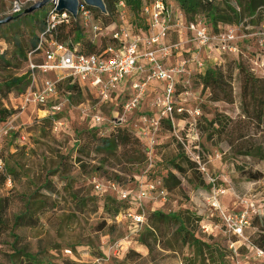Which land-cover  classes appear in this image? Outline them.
Wrapping results in <instances>:
<instances>
[{"label":"rangeland","instance_id":"1","mask_svg":"<svg viewBox=\"0 0 264 264\" xmlns=\"http://www.w3.org/2000/svg\"><path fill=\"white\" fill-rule=\"evenodd\" d=\"M165 1L180 9L178 0ZM9 4L10 0H0V20L9 16L6 14ZM258 12L263 16L260 23L257 15H245L240 24L233 26L239 28L240 62L256 77L264 79V8ZM45 14V9H41L24 15L21 22L0 26V55L5 53L12 63L10 68H0V82L26 76L27 91L31 87L40 88L48 76L53 79L58 76L56 72L44 75L39 70L32 71L22 56V51H30L42 31ZM94 15L103 25L139 23L131 12L125 17L117 13L110 17L98 12ZM185 16L190 21V16ZM199 20L211 31L216 30L208 13L194 17V21ZM219 24L218 27L222 23ZM77 27L85 41L93 38L90 29L79 19ZM75 35L73 32L72 37ZM168 41L181 44L174 57L191 60L195 44L189 31L178 28ZM96 43L101 49L107 46L108 40L98 38ZM238 55L221 53L216 59L227 70ZM208 65L216 64L208 60ZM196 74L194 71L188 78V84L187 81L178 84L177 96L181 95L179 103L188 110L200 111L199 116L187 119L197 126L199 142L190 144L189 124L182 130L181 137L207 163L208 175L197 170L167 122H163L156 133L153 148L143 142L147 158L142 163H133L121 153L101 162L91 147L84 150L88 131L107 137L117 127H122L136 133L137 127L142 126V116H154L153 111L143 110V105L133 113H124L123 104L132 94V78L122 84L118 92L112 93L107 102L91 89L75 87L67 80L59 83L57 97L46 107L16 109L21 100L10 96L7 104L16 112L5 121L11 129L0 147L5 161L1 175L6 179L0 181V208L9 230L5 232V227L0 228V264H94L97 258H103L105 264H201L197 248L182 245L183 241L174 245L179 252L158 247L149 255L148 249L138 241L132 223L114 224L112 213L119 205L112 200L113 195L118 196L116 192L107 188L98 191L95 187L98 183L114 182L120 189L136 192L141 182L157 176L164 179L168 196L164 202H144L147 216L154 210L178 214L180 223L204 243L206 264H263L264 258L259 259L247 247L257 237L258 227L252 225L246 229L243 239L233 237L219 218L212 216L208 199L211 175L217 186L229 188L222 198L224 208L239 211L244 207L243 200L249 198L259 205L264 195V180L254 181L247 176L257 172L264 174V113L262 120L254 121L245 116L237 70L232 81V103L213 101L210 91L202 86ZM181 97L184 100L181 101ZM150 100H145L144 105ZM54 105L58 108L52 109ZM95 117H101L103 122L96 123ZM178 165L186 172H178ZM110 173L119 178H109ZM29 206L31 212L15 227V221ZM129 207L138 208L130 204ZM31 219L34 220L31 222ZM104 221L107 225L102 229ZM131 250L143 258L126 259Z\"/></svg>","mask_w":264,"mask_h":264},{"label":"built area","instance_id":"2","mask_svg":"<svg viewBox=\"0 0 264 264\" xmlns=\"http://www.w3.org/2000/svg\"><path fill=\"white\" fill-rule=\"evenodd\" d=\"M41 1L43 0H10L6 14L9 16L23 14ZM48 4L51 9L46 18V28L40 34L36 48V53L41 56L42 62L35 64L30 60L29 66L32 71L39 70L44 75L56 72L58 76L55 79L50 76L46 77L40 88L31 87L22 96L17 97L21 103L16 109L46 107L57 97L58 84L68 78L77 82L82 88L91 89L102 101L107 102L111 99V94L116 93L125 81L138 77L140 79L131 84V97L123 104L124 113L128 114L138 110L146 100L151 83H164L162 93L157 94L149 102V107L156 113L155 116H142L140 118L142 126L137 127L136 134L146 142L148 148H153L156 144V133L160 130L163 121H169L174 135L184 145L197 170L208 175L207 163L203 162L200 155L193 152L181 137L182 130H185L189 124L192 140L190 144L199 142L197 126L187 119L199 116L200 111H190L179 103L177 86L183 81L186 82L194 71H206L209 68L208 60L210 64H218L216 57L212 54L214 51L217 54L238 55L240 53L239 28L224 26L218 31H211L201 20L188 22L180 9L176 10L173 4L165 0H154L144 5L142 16L148 22V31L137 29L125 22L116 26H105L97 21L92 9L82 0H80L77 17L66 11L60 12L58 0H49ZM129 13L126 2L121 0L117 4V15L125 17ZM78 19L83 26L90 29L93 34L91 39L93 43H96L98 38L101 41L108 40L103 52L82 54L71 42L64 43L49 38V35L60 26L69 25L71 21ZM178 28L186 29L191 33L195 53L191 56V60L178 56L180 60L176 64L168 65V61L180 49L181 44L168 41L171 33ZM31 57L32 54H30ZM57 108L55 105L52 107V109ZM95 121L100 124L103 119L95 117ZM10 129L7 123L0 124V147L2 139L9 134ZM4 170L5 161L0 156V171ZM209 177L212 188L208 204L212 210V216L216 215L219 218L227 233L238 239L245 238V231L251 227L252 218L255 215L264 214V197L259 201V205H256L257 203L255 204L250 198L244 199V207L232 212L224 208L222 203V198L229 192V188L217 186L216 179L211 175ZM95 187L98 191H104L106 188L112 189L120 200L138 207L137 211L133 208L122 211L113 221L117 225L125 222L132 223L136 229V235L147 222L143 203L164 202L168 196V191L161 179L141 182L136 192L120 189L114 182L98 183ZM234 246L233 242L231 247ZM247 247L259 259L264 258V250L255 247L252 243H249ZM94 264H105V260L97 258Z\"/></svg>","mask_w":264,"mask_h":264},{"label":"trees","instance_id":"3","mask_svg":"<svg viewBox=\"0 0 264 264\" xmlns=\"http://www.w3.org/2000/svg\"><path fill=\"white\" fill-rule=\"evenodd\" d=\"M103 1L106 5L107 14H104L98 9L94 8H91L92 11L98 12L100 15H104L106 17H110L111 15L117 13V4L121 0ZM124 1L126 2L129 11L135 15L136 22H139H133L131 25L137 29L148 31V22L142 16L143 7L145 4L151 3L154 0ZM178 1L180 4V10L184 11V15L186 14L187 16H190V21L186 18L188 22H194V17L200 13H208V16L212 20V24L216 29L213 31H218L220 27L240 24L242 18L245 15H257L259 18V23L262 21L263 17L262 14L258 12V10L264 8V0H234L233 4L231 3L232 0ZM42 9H45L46 14L42 22L43 29L40 34L45 31L46 18L51 6L47 3ZM24 15H26V12L14 16L16 17L15 19L3 25L21 22L19 20H21ZM219 23L222 24L218 27ZM108 25L110 24H106L105 26ZM73 32H75L76 35L72 37ZM40 34L36 37V40L32 44L30 51H25V49L22 51V56L26 61H28V65L30 64V60H32V62L35 64H40L42 62V60H37L41 58V56L37 55L36 53ZM49 38L57 39L64 43L71 42L78 47V51L82 54H100L106 48V46H104L100 49L101 46H98L97 43H93L91 40L85 41L83 33L80 28L77 27V21L75 20L71 21L69 25L60 26L55 32L49 35ZM30 54H32L31 58ZM11 66V60L7 58L6 54L4 53L0 55V68L7 69ZM235 70L238 71V78L241 84L242 109L245 116L254 121L257 119L262 120L264 113V79L256 77L245 64L240 62V55L233 58V62L228 66L227 70H224L222 65L218 63L215 66L209 67L204 72H197L196 76L199 78L202 86L210 91L211 99L213 101L232 103L234 98L232 81ZM26 78V76L12 77L0 82V124L5 123V121L8 120L14 114V112H16H13V110L9 108L7 100L12 95L20 97L26 93V89L29 87V84L26 83ZM66 80L69 83L75 84V87H80L79 84L74 82L71 78ZM16 92L19 94H15ZM163 122H167L170 125V122L167 120ZM143 142L144 141L138 137L136 133L126 128L117 127L110 134V136L107 137L99 136L94 131H88L83 148L86 150L87 146L91 147L92 150L100 157L101 162H104L106 158L121 153L122 156L128 157L129 161L133 163H142L147 158V147H145ZM98 170H100V168ZM176 170L180 173L186 172V169L181 165L176 166ZM1 173L3 172L0 171V181L5 182L6 179L1 175ZM118 176L119 175L115 173H110L109 178L116 179L119 178ZM247 177L254 181L264 180V174L260 172L254 173L252 175L250 174ZM154 179L161 178L157 176ZM161 180L165 186L164 179ZM113 198L115 199H112L111 197L115 203L119 204L112 213V218L114 221L122 211L131 207H129V202L120 200L118 196L113 195ZM1 204L2 200H0V206ZM130 206L134 205L130 204ZM106 207L108 208V204ZM1 212L2 210L0 208V228L5 227L6 232L9 230V227H7L3 222ZM30 212L31 209L29 206L26 213L23 216L17 218L15 221V227L19 226L20 222L25 220ZM262 216L263 217L255 215L252 218L251 226L254 225L259 229V233L252 244L255 247L264 250V214ZM33 220L34 219H31V222ZM200 220L202 221L203 219ZM34 224H36V222H34L33 225ZM114 224L117 225L116 223ZM106 225L107 223L104 221L101 228L104 229ZM176 226H178L177 229H174ZM145 227V231L139 232L137 237L138 241L148 249L149 255H152L158 247L164 251H172L174 253L179 252V248H174V245H178L180 241H183L182 245H191L196 247L197 257H200L201 264H206L207 260L205 257L206 253L204 243H202L200 239H197L194 234H191L183 223H180V217L178 214H166L161 211L154 210L147 216ZM126 257V259L129 260L132 257L143 258V255L131 250Z\"/></svg>","mask_w":264,"mask_h":264},{"label":"water","instance_id":"4","mask_svg":"<svg viewBox=\"0 0 264 264\" xmlns=\"http://www.w3.org/2000/svg\"><path fill=\"white\" fill-rule=\"evenodd\" d=\"M58 1H59L58 10L60 12L66 11V12H69L70 14H72L74 17H77L79 5H80V0H58ZM82 1L86 5H88L90 8L98 9L104 14L107 13L106 5H105L103 0H82ZM48 2H49V0H43L39 3H37L33 7L27 9L26 14H30V13H33L37 10L42 9ZM15 18L16 17H14V16H7L4 19L0 20V25L6 24Z\"/></svg>","mask_w":264,"mask_h":264},{"label":"crops","instance_id":"5","mask_svg":"<svg viewBox=\"0 0 264 264\" xmlns=\"http://www.w3.org/2000/svg\"><path fill=\"white\" fill-rule=\"evenodd\" d=\"M213 53H215V55L213 54V56H215L216 57V55H217V53L214 51ZM180 60V57L179 58H177V57H174V58H171L169 61H168V65H173V64H176L178 61ZM133 79V82L134 81H137V80H139L140 78H138V77H133L132 78ZM126 82V81H125ZM124 82V83H125ZM132 82V83H133ZM123 83V84H124ZM163 87H164V83H157V82H153V83H151L150 84V86H149V90H148V94H147V97H146V100H148V99H153L157 94H159V93H162V91H163ZM119 91V89L116 91V92H118ZM130 91L132 92V88H131V86H130ZM180 96L181 95H178V99L180 98ZM182 97H181V101H182ZM184 100V99H183ZM146 101H144L143 102V110H147V111H153L150 107H149V103H148V105L146 104V105H144V103H145ZM181 104H183V103H181ZM142 105H141V107H142ZM185 106V105H184ZM140 107V108H141ZM152 114L155 116V111H153L152 112ZM228 194V193H227ZM228 210H230V209H228ZM234 212V211H233Z\"/></svg>","mask_w":264,"mask_h":264}]
</instances>
